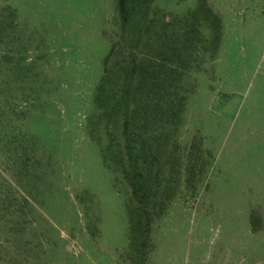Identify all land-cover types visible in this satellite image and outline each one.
<instances>
[{"label": "rangeland", "instance_id": "1", "mask_svg": "<svg viewBox=\"0 0 264 264\" xmlns=\"http://www.w3.org/2000/svg\"><path fill=\"white\" fill-rule=\"evenodd\" d=\"M148 12L128 60L164 39L168 55L186 38L188 50L156 90L173 102L163 123L126 134L123 114L94 103L118 0H0V264H264V0H153ZM155 95L141 92V108ZM127 136L150 140L145 206Z\"/></svg>", "mask_w": 264, "mask_h": 264}, {"label": "trees", "instance_id": "2", "mask_svg": "<svg viewBox=\"0 0 264 264\" xmlns=\"http://www.w3.org/2000/svg\"><path fill=\"white\" fill-rule=\"evenodd\" d=\"M153 0H118L119 14L121 21V34L117 42H114L110 53L106 57L103 76L96 87V93L94 97V103L96 110L102 115L110 114L108 108L111 105V111H115L117 114L124 115V131L129 133L132 129H144L150 126L148 119L151 117L156 118L157 113L160 114L159 124L163 123L164 114L170 113L169 107L173 102L162 105L160 100L162 99L161 91H156L166 82L178 69V60H181L185 53H187L188 46L187 38L185 45L182 47H176L172 52V55H168L166 49H168V43L163 40V43L157 45L156 54L154 58H142L140 65L136 64L137 56L140 52L130 49V61L125 57L124 43L131 42V47H136L137 33L140 30L142 24L148 19L149 4ZM202 6L199 10H202ZM199 12V11H198ZM198 12L194 13V19L199 17ZM210 16H207L206 29L207 31L214 30V35L209 41L215 43V49H218V45L221 38V20L219 16L213 13L211 9L208 10ZM142 15V19L139 15ZM214 28V29H213ZM188 32L182 33L183 36ZM129 34L130 38L127 39ZM149 42V41H147ZM184 43V42H183ZM148 48L151 49V44H148ZM214 58V57H213ZM129 61V62H128ZM139 72L137 71V68ZM186 70L181 69L180 75L184 76ZM141 92H147L153 94V99L156 95L159 97L157 104L151 107V101L144 103V109L141 108L138 99ZM159 92V93H157ZM141 113L145 116L141 117ZM143 120V121H142ZM158 123V122H157ZM154 125H152L153 127ZM134 127V129L132 128ZM150 128V127H149ZM3 137L0 136V141ZM128 143V158L129 168L127 169V176L130 177V182L134 188V194L137 196L142 195L141 205L145 206L144 199L147 197V190L142 182H149L151 176V152L149 148L150 140H133L130 136H127ZM126 170V169H125ZM130 174V176H129ZM142 210V209H141ZM143 213L147 214L146 208H143ZM140 220V227L143 225V220L147 219V230L149 232L150 220L149 217L138 215ZM149 223V224H148Z\"/></svg>", "mask_w": 264, "mask_h": 264}]
</instances>
